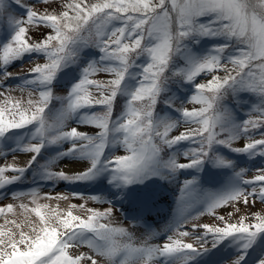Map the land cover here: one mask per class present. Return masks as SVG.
I'll return each instance as SVG.
<instances>
[{"label": "snow or ice", "instance_id": "obj_1", "mask_svg": "<svg viewBox=\"0 0 264 264\" xmlns=\"http://www.w3.org/2000/svg\"><path fill=\"white\" fill-rule=\"evenodd\" d=\"M52 3L0 0V26L6 24L0 32V157L32 154L24 167L0 166V196L29 197L32 205H18L23 222L5 218L0 225V264H100L101 258L106 264H200L213 250L224 249L231 251L218 264H264V212L241 216L235 223L233 212L217 216L219 225L198 226L203 233L194 237L195 243L184 242L189 232L182 230L218 208L231 205L239 213L240 204H264V167L254 169L259 173L254 179H245L253 169L223 152L264 158V0ZM40 4L43 12L37 10ZM41 28L48 31L33 39L31 30ZM89 48L98 49V58ZM40 59L45 62L35 63L27 75L13 77L10 67L17 61L23 68ZM98 72L112 78L94 79ZM202 75L211 78L199 82ZM16 88L27 91L26 101L5 94ZM185 88L193 91L178 95ZM54 89L66 94L57 96ZM118 97L124 98V106L114 116ZM53 100L60 104L55 116ZM188 103L200 107L189 110L184 106ZM158 104L164 107L158 109ZM69 121L98 131L66 130ZM181 124L186 130L170 135ZM257 130L261 138H255ZM240 139L247 142L234 147ZM186 141L196 146L184 149ZM51 146L54 155L45 159L42 151ZM118 147L126 154L114 155ZM181 153L187 163H178ZM61 160L86 164L72 175L53 171ZM189 169L197 174L215 169L227 179L215 191L204 189L198 175L184 179L178 211L162 230L165 242L153 244L160 233L147 223L150 207L136 198L135 186L154 179L170 182ZM29 177L37 185L63 181L83 186L87 196L76 189L71 196L109 207L100 211L72 204L65 212L39 201L68 196L9 189ZM117 204L134 226L143 224L140 242L128 229L113 226ZM15 207H0V216L16 215ZM77 207L87 216L73 214ZM33 213L35 221L29 218ZM81 247L91 254L72 251Z\"/></svg>", "mask_w": 264, "mask_h": 264}, {"label": "rangeland", "instance_id": "obj_2", "mask_svg": "<svg viewBox=\"0 0 264 264\" xmlns=\"http://www.w3.org/2000/svg\"><path fill=\"white\" fill-rule=\"evenodd\" d=\"M28 3H33L34 0H27ZM63 0H53L52 3V7H58L59 3H62ZM13 10H14V14L19 15L20 13V9H18V7L15 5L14 3L12 5ZM45 9V6L40 4L37 5V10L43 12ZM6 30V24L0 26V32ZM47 29H43L41 28L39 31H37L36 29H32L30 32V35L33 37V39H38L40 34L42 32H47ZM92 49V51H94L96 48H89L86 49V51L90 52ZM96 51H98V49H96ZM99 52L97 53V58H98ZM45 61L43 59L40 60H35L33 63H24L23 64V68H21L19 66L20 62L17 61L16 62V66H12L10 67V71L13 75V77H18V76H24L27 75L29 70L34 66L35 63H44ZM218 75L223 76L224 73L223 72H219ZM94 79L97 80H108L110 78H112V76H110V74L105 73V72H98L94 77ZM210 75H202L201 77H198V81L199 82H207L208 79H210ZM9 83L11 81H8ZM175 89V88H174ZM193 91L192 89L189 88H185L182 90V94H180V96L182 95H186L188 92ZM6 95H11L13 97L16 98H23L25 101L28 98V93L27 91L21 92V90L19 88H16L15 90L11 91L10 93H5ZM54 94L57 96H63L66 93L62 90V89H54ZM179 95V92H178ZM4 97H0V101L3 100ZM119 101L120 107H117V103L115 105V109H114V116L119 114L118 111H121L123 106H124V98L123 97H118L117 99ZM159 106V108L164 107L163 105L158 104L157 107ZM186 108H188L189 110H192L193 108H199L200 105H193L191 103L185 104L184 105ZM50 107H52L54 109V113L53 116H55V110H58L60 108V104L58 101L53 100L52 104L50 105ZM99 107H97L96 110ZM47 111V110H46ZM51 122V121H50ZM72 127H76L78 131L80 132H84L87 133L88 135H95L97 133V129L91 127V126H84V125H78L73 121H69L67 124V128L66 130H71ZM186 130V126L181 124L176 130H174L172 133H170V135H179L181 132H184ZM259 131H257V135L255 138H261L258 134ZM247 141L244 139H240L237 140L234 143V147H242ZM189 146V147H188ZM195 144H191L190 142L187 141L183 142L182 147L184 149L190 148V147H195ZM64 150L67 151V149L70 147V145H64ZM54 148L55 146H51L47 151H42V155L45 157V159H49L52 155H54ZM114 155L116 156H120V155H125L126 153L124 152L123 148H115L114 150ZM165 152H168V150H166ZM223 152L233 158L238 159V162L240 164L241 167L247 168V169H253L251 171H247L245 174V179L248 180H252L254 179V177L256 175H258L259 173L257 171H255L254 169L257 167H264V158L259 157V155H257L256 157H254L252 160H248L247 157H240L239 154L236 153H230L227 149H223ZM31 153H17V154H9L7 156V158L5 159L4 157H0V166H4L5 164H10V165H15L18 167H24L26 166L27 161L30 159L31 157ZM15 156V158H14ZM237 156V157H235ZM178 163H187L188 161L185 159V157L183 156V154L181 153V155L177 158ZM41 163H43V161H41ZM86 164V162L83 161H73V160H61L58 161L56 163V165L54 166V168L52 169L53 171H64L69 175H72L78 171L83 170L84 165ZM215 170V169H214ZM191 173V175H190ZM6 175H13L12 172H8L6 173ZM192 175H198L200 177H202L203 173H195L194 170H182L180 173L177 174V179L173 180V181H165V180H158V179H154L152 181H148L146 185H138L135 186V189H140L139 191H141L142 194H146L149 190V188L155 187V186H159V185H165L168 188L169 194L168 197L169 199L164 200L166 202V204L169 206L168 208V214H166L164 220H162L161 222H157V221H153L152 224V228L154 229L155 232L160 233V235H158L155 239H153L151 241V243L153 244H160L162 245L165 242V237L163 235V229L165 228V225L171 221L173 219V214L176 213L178 211V204L177 201L180 199V188L183 186V181L184 179H190L192 178ZM222 182L221 185L223 184V182L227 179V177L224 176V178H222ZM219 183V182H218ZM26 185V186H23ZM221 185L216 186L215 188L212 187L213 184H209L207 182H202L201 179V186L206 189V190H210V191H215L216 188L220 187ZM36 184H33L31 177H29V179H27L26 181H24L23 183H18L16 185H11L8 186L9 189L12 190H16V191H28L31 188H37L38 191L40 192L41 196H46V197H57V196H68L67 200H56V199H41L39 202L41 204H49L52 208H57L58 210H63V211H67L69 208V205L75 204L77 206L79 205H84L85 208H94V209H98L100 211H104L106 208L109 207L108 204H99V203H95L91 200L88 199H79V198H73L70 194V190L71 189H76V190H80V191H85V196H87L88 191L85 190L83 188V186H78L75 184H68L67 182H57L55 184V186H50V182L47 183H40V185H38L37 187H35ZM7 190V189H6ZM137 191H135V196L137 195ZM164 198H167L166 196ZM21 203L29 205V207H32V205L30 204V198L29 197H24L22 200H13L11 198V196H8L7 198H5L4 196H0V207H6L9 204H13L15 207V213L16 215H12V214H8L6 217L0 216V225L4 224V219L7 218L8 220H12L15 219L17 220V222H23L24 221V214L22 212V209H20L18 207V205H20ZM162 203V202H161ZM119 204H117V207L113 209V214H112V224L113 226L116 227H124L126 229H128L129 232H132L134 234V236L137 239V242H140L145 235V228L143 227V224H140L138 226H134L133 223L129 222V220H127L125 218V214L123 212H121L119 210ZM241 208V211L239 213H236L234 211V206H226L224 208H218L215 212L214 215H202L199 216L198 219L192 220L189 223L184 225V228L182 230H186L189 232V237L188 238H184V242L186 243H195L194 237L196 235H200L203 233V229L199 228V225L202 224H208V225H219L221 222L216 218L217 216L220 215H224L227 218V214L229 212H233V216L231 218V222L235 223L239 220V218L241 216H245L248 215L249 213H256V212H264V204L260 203L259 200L256 201L255 205H249L248 207H244L243 204L238 205ZM124 209L129 210L130 211V206L127 202H125L124 204ZM195 210V206L193 208L190 209H185V211H194ZM73 214L75 215H80L83 217L87 216V213L84 211V209H81L79 207H77L76 209H73ZM29 218L33 221L36 220V217L33 214H30ZM107 222V221H105ZM193 225L197 226V230L195 232H193ZM7 227H11V225H7ZM24 230L27 232L29 231V228L27 226H25ZM172 234V233H169ZM209 239H211L209 237ZM230 249H224L222 252H217V250L214 252L215 254H219L221 253L222 255H224L225 253L229 252ZM72 251L74 253H88L91 254L89 252V250L86 247H81L79 249H72ZM82 264H88V262H82ZM100 264H106L105 261H103V259L101 258ZM200 264H218L215 255L212 256H206L204 257L201 261Z\"/></svg>", "mask_w": 264, "mask_h": 264}, {"label": "trees", "instance_id": "obj_3", "mask_svg": "<svg viewBox=\"0 0 264 264\" xmlns=\"http://www.w3.org/2000/svg\"><path fill=\"white\" fill-rule=\"evenodd\" d=\"M111 76V75H110ZM111 79V78H110ZM109 80V79H108ZM106 81V80H105ZM173 88H174V85H173ZM117 107H118V103H117Z\"/></svg>", "mask_w": 264, "mask_h": 264}]
</instances>
